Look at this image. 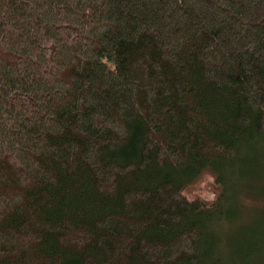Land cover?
Listing matches in <instances>:
<instances>
[{
	"label": "trees",
	"instance_id": "obj_1",
	"mask_svg": "<svg viewBox=\"0 0 264 264\" xmlns=\"http://www.w3.org/2000/svg\"><path fill=\"white\" fill-rule=\"evenodd\" d=\"M245 197L264 0H0V264H264Z\"/></svg>",
	"mask_w": 264,
	"mask_h": 264
},
{
	"label": "rangeland",
	"instance_id": "obj_2",
	"mask_svg": "<svg viewBox=\"0 0 264 264\" xmlns=\"http://www.w3.org/2000/svg\"><path fill=\"white\" fill-rule=\"evenodd\" d=\"M214 178L211 172H202L195 181L189 184L183 191L188 196L192 195L204 202H211L219 190V186ZM245 199H247L245 200L247 211L243 214L244 216L242 218H237L234 222L240 223V221H245L244 223L248 224V221H250L249 224L259 226V223L263 221V218L259 216V211L264 209V198L257 201L246 197ZM234 225L236 226L237 224ZM223 228L225 232L226 226H223Z\"/></svg>",
	"mask_w": 264,
	"mask_h": 264
}]
</instances>
